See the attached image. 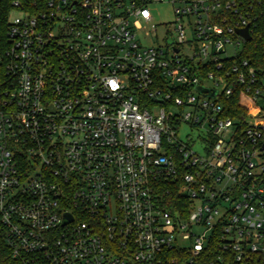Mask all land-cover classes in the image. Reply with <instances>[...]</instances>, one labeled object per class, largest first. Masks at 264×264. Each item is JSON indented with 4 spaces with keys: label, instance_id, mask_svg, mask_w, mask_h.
Masks as SVG:
<instances>
[{
    "label": "built area",
    "instance_id": "obj_1",
    "mask_svg": "<svg viewBox=\"0 0 264 264\" xmlns=\"http://www.w3.org/2000/svg\"><path fill=\"white\" fill-rule=\"evenodd\" d=\"M158 4L175 17L161 36ZM263 12L264 0H13L0 264H264V65L243 57Z\"/></svg>",
    "mask_w": 264,
    "mask_h": 264
},
{
    "label": "trees",
    "instance_id": "obj_2",
    "mask_svg": "<svg viewBox=\"0 0 264 264\" xmlns=\"http://www.w3.org/2000/svg\"><path fill=\"white\" fill-rule=\"evenodd\" d=\"M12 1L13 0L0 1V7L5 8L3 11L0 9V42L3 43L6 42L7 14ZM243 54V57L250 60L252 64L256 66L264 65V12L259 16L257 28L254 30L253 40L245 45ZM228 113L233 118L240 119H243L246 115L244 110L238 107V101L236 99L230 102ZM212 258H214V255ZM4 264H12V262L10 259L8 260V258H6Z\"/></svg>",
    "mask_w": 264,
    "mask_h": 264
},
{
    "label": "rangeland",
    "instance_id": "obj_3",
    "mask_svg": "<svg viewBox=\"0 0 264 264\" xmlns=\"http://www.w3.org/2000/svg\"><path fill=\"white\" fill-rule=\"evenodd\" d=\"M150 9L154 16L156 24L160 25V28H158L157 33L159 36H161L167 30L165 25H168L174 22L175 17H174L173 6L171 4H158V5L151 6ZM13 15L19 16V13L14 12ZM161 24H164V25H161ZM188 135H192L196 137V134L191 133L188 127H184L183 132H182V137L185 139V137ZM196 149L199 150V145L196 146Z\"/></svg>",
    "mask_w": 264,
    "mask_h": 264
},
{
    "label": "water",
    "instance_id": "obj_4",
    "mask_svg": "<svg viewBox=\"0 0 264 264\" xmlns=\"http://www.w3.org/2000/svg\"><path fill=\"white\" fill-rule=\"evenodd\" d=\"M238 32H239L240 35H242L245 38V40H247V41L251 40V37H250V35L248 33V29H244V30H241V31H238ZM198 91L200 93H204L207 96L212 97V98H214L216 96V94H217L216 91H210L209 89H205L203 87H199ZM66 221L67 222L71 221V219L69 218L68 215L66 216Z\"/></svg>",
    "mask_w": 264,
    "mask_h": 264
}]
</instances>
